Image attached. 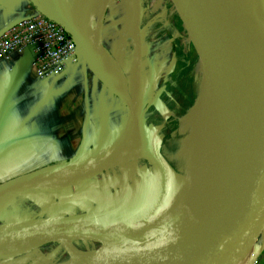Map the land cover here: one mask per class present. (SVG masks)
<instances>
[{"label": "water", "instance_id": "water-1", "mask_svg": "<svg viewBox=\"0 0 264 264\" xmlns=\"http://www.w3.org/2000/svg\"><path fill=\"white\" fill-rule=\"evenodd\" d=\"M40 2L50 19L92 44L116 71L131 123L121 140L95 156L47 166L0 184V199L34 190L44 184L38 182L43 178L54 180L99 171L127 152L149 153L157 164L162 160L153 145L128 146L139 130L140 115L118 60L84 28L54 14L44 0ZM175 3L192 29L202 35V51L206 48L243 130L240 151L212 187V212L198 219L185 204L184 192L192 180L187 178L168 184L170 190L115 217L112 214L131 193L98 210L1 224L0 245L33 250L53 243L100 244L96 250L83 252L84 256L65 264H215L264 217V0Z\"/></svg>", "mask_w": 264, "mask_h": 264}, {"label": "crops", "instance_id": "crops-1", "mask_svg": "<svg viewBox=\"0 0 264 264\" xmlns=\"http://www.w3.org/2000/svg\"><path fill=\"white\" fill-rule=\"evenodd\" d=\"M44 2L54 14L78 24L110 51L125 71L132 97L143 88L142 96L134 98L139 115L148 111L162 83L177 68L174 38L164 37L159 46L161 62L145 67L142 38L152 37V27L139 34L136 21L141 14L136 0ZM40 13L47 16L40 0H0V36ZM74 36L79 46L78 60L67 63L55 78H38L31 49L10 58L0 56V184L47 166L95 156L129 130L131 118L118 74L92 44ZM155 182L142 192L151 195L148 188ZM54 184L57 181L0 199L5 201L0 207V225L96 210L88 203L73 204V196L70 200L63 196L68 200L66 206L58 202ZM135 190H130L131 196ZM252 254L257 255L255 264H264V217L215 264H251Z\"/></svg>", "mask_w": 264, "mask_h": 264}, {"label": "rangeland", "instance_id": "rangeland-1", "mask_svg": "<svg viewBox=\"0 0 264 264\" xmlns=\"http://www.w3.org/2000/svg\"><path fill=\"white\" fill-rule=\"evenodd\" d=\"M136 1L138 2L136 5L139 9L138 14H141L136 21V27L140 32L139 34L144 33L149 27H152V35L158 32V35L152 37L144 36L142 38L144 40V51L149 48L145 55L147 59L145 67H149V64L152 63L161 62H159V46L164 37L174 38L178 51L182 46H185L186 55L184 58L178 59L176 72L181 77L179 93L177 95L183 94L180 109L182 108L181 110L183 111L186 108V113L190 108V102L193 100L192 103H194L197 94L194 74L197 59L202 49L205 47L204 39L197 29H192V24L184 15L181 8L176 5L175 0ZM188 30H190V33ZM143 48L141 49L143 50ZM134 71L137 76L136 70ZM169 81L170 80H168V82ZM168 82L162 83V86L155 95L157 100H155L154 104L148 110L149 112H151L155 106L158 110L162 111V106L170 101L169 98L171 93L168 92L167 95V86L165 85L168 84ZM139 107L141 108L142 105H139ZM148 111L141 112L139 130L136 137L128 146H137L139 144L156 146L157 144H161V142L168 139L172 133H174L177 129L179 119L182 117L175 115L172 119L165 120L172 113L163 111V116L161 115L160 118L155 116L153 118L154 121L165 120L166 122L162 124L149 123L146 121L148 118L147 114H149L147 113ZM135 160L136 161L133 160V163H124L120 165L113 163L100 171L89 172L83 175L61 176L54 180L43 178L38 182L44 183L43 185H45L57 181L58 184L52 185L55 188L54 197L65 206L67 205L66 201L70 200V198H72L71 196H73L74 200L71 201L73 204L77 202L80 204L88 203L91 208L94 207V209L98 210L102 209L104 206L116 204L125 198L128 193H131L130 190H132V188H135V191L143 190L146 188V185L156 180L155 176H157V168L159 166L157 162L153 159L149 160L143 157ZM33 184H37V182ZM59 186H65L66 189H64V187L59 189ZM170 189V185H166L162 193ZM63 196L69 197V199L67 200L63 198ZM155 197V194H148L146 196V201ZM1 200H5V198ZM2 202L0 201V207H3L5 204V201ZM144 202L145 201L142 203ZM75 244L78 250L85 253L88 252V249L96 250L100 247V244L96 242H75ZM67 245L69 244L67 243ZM67 245L64 243H53L33 250L30 249L31 251L29 250L14 258L0 260V264H65L72 260V255L68 251ZM53 255L54 257L51 260Z\"/></svg>", "mask_w": 264, "mask_h": 264}, {"label": "bare ground", "instance_id": "bare-ground-1", "mask_svg": "<svg viewBox=\"0 0 264 264\" xmlns=\"http://www.w3.org/2000/svg\"><path fill=\"white\" fill-rule=\"evenodd\" d=\"M241 29L243 30L242 27ZM142 46L144 47V44ZM194 81L197 94L193 106L179 119L174 133L161 144L154 146L161 154L162 160L158 164L156 182L148 189H152V194H159L164 191V186L170 183L192 178L184 192V202L198 219H203L213 210L210 196L216 179L229 168L241 149L243 130L210 62L206 48L197 59ZM142 92L143 88H140L134 98H140ZM121 139L122 137L118 141ZM140 157L153 159L149 153L127 152L118 158L116 164ZM147 195V192L142 190L136 191L111 217L136 208L146 200ZM68 244V249L73 255L72 261L84 256L75 246V242ZM29 250L27 246L0 245V260L14 258Z\"/></svg>", "mask_w": 264, "mask_h": 264}, {"label": "built area", "instance_id": "built-area-1", "mask_svg": "<svg viewBox=\"0 0 264 264\" xmlns=\"http://www.w3.org/2000/svg\"><path fill=\"white\" fill-rule=\"evenodd\" d=\"M28 49L32 50L33 65L41 80L60 76L67 63L78 60L79 46L74 34L42 13L11 26L0 36V56L10 58ZM256 260L257 255L252 254L251 264Z\"/></svg>", "mask_w": 264, "mask_h": 264}, {"label": "trees", "instance_id": "trees-1", "mask_svg": "<svg viewBox=\"0 0 264 264\" xmlns=\"http://www.w3.org/2000/svg\"><path fill=\"white\" fill-rule=\"evenodd\" d=\"M176 50H177V58L178 59L185 57V55H186L185 46H182L180 48V50L178 51L177 44H176ZM170 78H169L170 81L169 82L167 81L168 84H165L167 86V95H168V92L171 93L170 98H169L170 101L166 102L165 105L162 106V108H163V109L161 108L162 111L158 110V108H156V106H155L151 110V112H149V111L147 112L149 114H147L148 118L146 121L149 123L153 122L156 124H162V123L166 122L165 120H170L175 115L183 116L185 114L186 108L183 111L181 110L182 108L180 109V105H182L183 94L177 95L179 93L178 91H179V84L181 82V77L177 74V72L175 70L174 73L170 76ZM192 102H193V100L190 102L189 107H191L194 104ZM171 105H173V106H171ZM163 111H167V112H170L172 114H170V116L167 117L165 120L154 121L153 117L157 116L158 118H160L161 115L162 116L164 115ZM53 257H54V255L51 257V260L53 259Z\"/></svg>", "mask_w": 264, "mask_h": 264}]
</instances>
